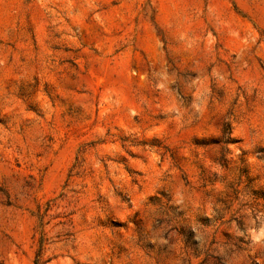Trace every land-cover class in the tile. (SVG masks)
Here are the masks:
<instances>
[{"label":"rangeland","instance_id":"rangeland-1","mask_svg":"<svg viewBox=\"0 0 264 264\" xmlns=\"http://www.w3.org/2000/svg\"><path fill=\"white\" fill-rule=\"evenodd\" d=\"M264 264V0H0V264Z\"/></svg>","mask_w":264,"mask_h":264},{"label":"trees","instance_id":"trees-1","mask_svg":"<svg viewBox=\"0 0 264 264\" xmlns=\"http://www.w3.org/2000/svg\"><path fill=\"white\" fill-rule=\"evenodd\" d=\"M34 264H43V261H42V259L40 257V253H38V255H37L36 259H35Z\"/></svg>","mask_w":264,"mask_h":264}]
</instances>
